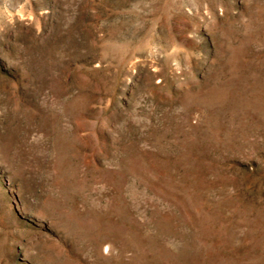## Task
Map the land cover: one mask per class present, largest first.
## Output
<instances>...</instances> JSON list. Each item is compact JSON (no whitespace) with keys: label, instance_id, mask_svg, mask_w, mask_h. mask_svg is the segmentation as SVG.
I'll return each instance as SVG.
<instances>
[{"label":"rangeland","instance_id":"rangeland-1","mask_svg":"<svg viewBox=\"0 0 264 264\" xmlns=\"http://www.w3.org/2000/svg\"><path fill=\"white\" fill-rule=\"evenodd\" d=\"M0 264H264V0H0Z\"/></svg>","mask_w":264,"mask_h":264}]
</instances>
